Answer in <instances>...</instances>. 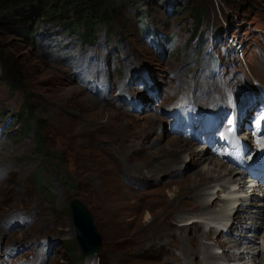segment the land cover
<instances>
[{
    "label": "rangeland",
    "instance_id": "obj_1",
    "mask_svg": "<svg viewBox=\"0 0 264 264\" xmlns=\"http://www.w3.org/2000/svg\"><path fill=\"white\" fill-rule=\"evenodd\" d=\"M123 3H110L112 29L99 23L92 43H81L49 19L34 24L31 12L24 26L34 28L23 37L14 31L15 16H0V264H176L173 255L182 243L189 249L187 256L178 253L184 264L197 241L215 253L207 261L217 264L213 238L220 243L221 231L200 237L195 228H176L202 215L175 203L177 192L190 187L192 193L205 163L189 159L178 176L152 165L173 159L171 139L203 149L183 132L177 131L185 139L172 133L184 103L199 124L206 109L216 120L213 109L229 107L228 98L237 112L249 94H264V0ZM194 9H201L202 22L191 36ZM231 37L241 42V52ZM207 88L221 91L222 103L211 102ZM23 106L26 126L14 115ZM215 183L203 190L211 212L223 204L219 198L211 203L220 193ZM72 198L102 235L95 257L82 254ZM44 239L53 243L46 257L47 243L37 245ZM24 248L23 256L16 255ZM262 255L264 247L257 260Z\"/></svg>",
    "mask_w": 264,
    "mask_h": 264
},
{
    "label": "bare ground",
    "instance_id": "obj_2",
    "mask_svg": "<svg viewBox=\"0 0 264 264\" xmlns=\"http://www.w3.org/2000/svg\"><path fill=\"white\" fill-rule=\"evenodd\" d=\"M258 87H259V85H258ZM207 89H208V91L206 92V96H207V94L210 93V89H213V88H207ZM260 89L264 90V88H260ZM232 91L233 90H231V92ZM71 92L74 93V91H72V90H71ZM227 94L230 95L229 91L227 92ZM251 94H259V93H251ZM251 94L248 95V97L245 101H242V103L247 106L248 111L257 101H261L262 99L264 100V94H259L260 96H258L257 98H251ZM208 97L211 98V102L214 100L221 102V91H218L216 93L212 92V93H210V96H208ZM215 103H216V101H215ZM228 106L230 107L231 105H229V103H228ZM181 110H182V108H181ZM229 114H230L229 124L233 125L232 129H234V131L238 135L237 141L241 142L244 139L248 140L250 143V148H252L253 142L251 141V138L254 135H256V132L259 129V118L258 117L250 118V113L247 112V113L242 115L240 122H238L239 110H237V112H236L235 108H233V107L229 108ZM168 116H169V114H168ZM247 120H250L252 122V126L245 130V124L244 123ZM179 123H180V127L182 128L180 132H184L183 119L182 118L180 119ZM171 130H172L173 134L178 135L179 132L177 133L172 126H171ZM244 131H245V136H242L241 133ZM178 137L184 138L183 135L182 136L178 135ZM187 140L195 143V141L191 140L190 138ZM231 140L233 141V143L235 142L233 138H230L226 142H224L223 145H226L228 150H227L226 154L221 156V158L225 159L226 161H228L230 163V165H227L228 167L226 166L225 162H223L224 164L221 162L222 161L221 158L212 159L206 154V151L208 152V150H209V151H211L213 156L217 155L218 150L220 149L222 144L210 143L207 148L196 150L195 148H192L191 146H189L187 143H182L183 141L181 142V140L179 141L178 139L177 140L171 139V140H169V142H170V145L172 146L171 155H172L173 159L166 160L160 164L158 163V164L152 165V167H153L152 170L157 169L158 171H160L159 169H162V173H164V174L170 173L171 174L170 176H172V173L174 172L173 176H178L177 171H179V169L181 168V167L179 168V166L182 163H184L185 161H187L189 159H193L197 163L204 162L205 166H203V168L200 170V175H199L198 180H195L192 183V186H191V192L192 193L187 192V191H190L189 190L190 187H186V189L177 192V194H176L177 199H176V203H175V204H182L185 206L190 205L189 207H191L192 209H199V210L201 209V210H203L200 213L202 215H199V217H200L199 220L193 219L189 223H186L185 226L183 227L184 229H181V227L180 228L176 227V228L180 229L182 231L183 230L186 231V230H189L191 228H195L196 231H199L200 237H206L209 234L210 230L212 233L216 234L218 232V230L221 231V233H222L223 231H225V229L226 230L235 229L244 238L247 237V235H252L251 238L248 239L249 243H247L246 245L239 246L240 247L239 256L237 258H235L234 260H236V264H238L239 262H243V263H247V264H258V262H260V264H264V256L263 255L261 258H259V260H257L258 252L260 253V250H262L264 247V232L260 233V234L258 233V231L261 228H263L264 212L260 209L254 210V209H247L246 208L247 207L246 206L247 198L245 197L246 196L245 194L248 191L246 188H253V187H251V185L247 186L248 181H247V179L243 178V175H244L243 171L241 169H238L239 163L234 157V152H235L234 146L229 145ZM122 141H123L122 144L125 145V147H127V149H129L130 147H129V144L126 143V141H127L126 138L122 139ZM196 143L198 145L197 141H196ZM121 148H122V146H121ZM249 150L250 149L247 148L244 152L247 153V152H249ZM184 152L186 153L185 156H183ZM188 168H189V166H187L186 169L183 170L182 174L186 173ZM167 171H169V172H167ZM214 173H216V175H213ZM183 180L185 181L186 179H183ZM210 181H213V183L216 182L215 185L217 184L215 193L220 192L218 195L216 194V198H213L211 203H213V202L216 203V201H219L218 198L221 199V202H223V204H221L219 206V208H217L216 212H211V211L206 210L210 203L207 200V197L205 198L206 194L203 190L205 189V185H207ZM168 183H169L168 179L165 180L164 182H161L162 186H166ZM212 187H214V185H212ZM230 187H232L231 193H229L227 196L223 195L224 198H221L219 195L224 193L225 190L229 189ZM250 191H252V189H250ZM174 201H175V199H174ZM123 214H124V212H123ZM125 215H126V213L124 214V216ZM242 226L245 227V230L241 229ZM13 228H14V226H13ZM245 231H251L252 233L251 232L244 233ZM256 238H257V241L255 240ZM188 239H189V237H188ZM190 240H189V242H190ZM213 241H215L214 244H221L220 240H219L220 243H217L214 238H213ZM194 243L196 245V248L193 247L194 248L193 250H195V251L190 253L191 254V262H186L184 264H211V262L207 261V259L211 258L212 256H215V253L208 251L206 249L208 247L207 246L204 247L205 243H204V245L200 241H197ZM181 248L182 249L180 250V252H179V250H177L176 252L180 253L182 256H183V252H184V256H187V253H189V249L187 248V246L182 243ZM25 249L26 248L17 252L16 255H22L23 256ZM48 251H49V248H47L45 246L43 253H48ZM13 252L15 253V251H13ZM178 253H174V255H173V257L179 259V260L177 259L178 262L176 261V264L177 263L180 264V262L184 259V257H182V258L179 257ZM196 254L202 255V258L199 259L198 261L194 259V256ZM91 255H93V257H95L94 254H90L87 256H91ZM230 258L231 257H229V259ZM245 258H247V260H244ZM10 260H17V257L10 259ZM32 262L33 261H31L30 264ZM33 264H43V263L38 262V263H33ZM165 264H166V262H165Z\"/></svg>",
    "mask_w": 264,
    "mask_h": 264
},
{
    "label": "trees",
    "instance_id": "obj_3",
    "mask_svg": "<svg viewBox=\"0 0 264 264\" xmlns=\"http://www.w3.org/2000/svg\"><path fill=\"white\" fill-rule=\"evenodd\" d=\"M116 2L124 4V0H116ZM110 3L114 4V0H0V16H15L14 31L23 37H28L34 28L31 24L24 26V18L27 13L31 12L35 16L34 24H37L39 20L49 19L61 25L63 29L66 28L65 31L73 33L81 43H92L96 36V26L99 23L107 25L109 30L112 29L110 19L113 11L109 8ZM70 12L75 13L76 18L69 17ZM200 15L201 9H194L192 16L195 25L191 36L201 25ZM12 87L15 86L12 85ZM24 107L19 113L14 112V115L17 117L16 120H23V125L26 126L27 116L23 110ZM25 130H27L26 127ZM36 176L38 178V172Z\"/></svg>",
    "mask_w": 264,
    "mask_h": 264
},
{
    "label": "water",
    "instance_id": "obj_4",
    "mask_svg": "<svg viewBox=\"0 0 264 264\" xmlns=\"http://www.w3.org/2000/svg\"><path fill=\"white\" fill-rule=\"evenodd\" d=\"M75 236L79 242L82 254L87 256L97 254L102 249V235L96 229L90 212L76 198L69 201Z\"/></svg>",
    "mask_w": 264,
    "mask_h": 264
}]
</instances>
